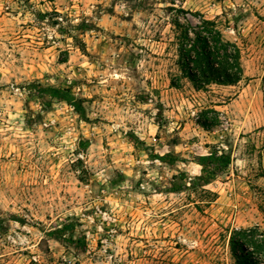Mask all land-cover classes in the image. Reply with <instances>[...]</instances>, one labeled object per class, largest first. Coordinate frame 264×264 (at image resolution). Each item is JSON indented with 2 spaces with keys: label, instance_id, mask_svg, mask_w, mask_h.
<instances>
[{
  "label": "rangeland",
  "instance_id": "obj_1",
  "mask_svg": "<svg viewBox=\"0 0 264 264\" xmlns=\"http://www.w3.org/2000/svg\"><path fill=\"white\" fill-rule=\"evenodd\" d=\"M192 12L240 46L235 85H170ZM263 73L264 0H0V264H235L231 230H264Z\"/></svg>",
  "mask_w": 264,
  "mask_h": 264
},
{
  "label": "trees",
  "instance_id": "obj_2",
  "mask_svg": "<svg viewBox=\"0 0 264 264\" xmlns=\"http://www.w3.org/2000/svg\"><path fill=\"white\" fill-rule=\"evenodd\" d=\"M174 10L190 12L183 8ZM192 13L197 16L195 23L181 20L178 14H174L170 20L176 50L174 65L177 67V72L170 77V85L179 87L181 79H186L195 91H209L212 86L235 85L243 78L240 46L227 39L214 20L199 12ZM261 81L264 108V73ZM28 87L39 97L64 100L79 114H83L81 100L74 96L69 87L43 85L39 82H32ZM198 123L207 128L217 124L218 119L204 116L199 118ZM156 157L169 161L175 159L169 158L167 154H156ZM194 161L200 165V173L195 176L196 184L206 185L230 164L231 155L213 148L207 154L197 155ZM229 246L235 264H264V230L259 225L231 230Z\"/></svg>",
  "mask_w": 264,
  "mask_h": 264
},
{
  "label": "crops",
  "instance_id": "obj_3",
  "mask_svg": "<svg viewBox=\"0 0 264 264\" xmlns=\"http://www.w3.org/2000/svg\"><path fill=\"white\" fill-rule=\"evenodd\" d=\"M199 167H200V165H199ZM198 173H199V171H198Z\"/></svg>",
  "mask_w": 264,
  "mask_h": 264
}]
</instances>
